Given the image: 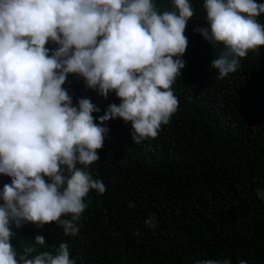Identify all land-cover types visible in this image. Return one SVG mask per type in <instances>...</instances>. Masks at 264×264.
<instances>
[{"label": "clouds", "instance_id": "obj_1", "mask_svg": "<svg viewBox=\"0 0 264 264\" xmlns=\"http://www.w3.org/2000/svg\"><path fill=\"white\" fill-rule=\"evenodd\" d=\"M203 9L205 26L193 32L217 51L210 67L223 79L249 51L264 47V23L257 19L264 3L204 0ZM194 14L190 0H171L163 11L154 0H0V175L10 178L0 189V264H76L67 243L41 251L42 234L18 251L11 226L56 223L65 235L78 234L84 198L106 191L87 170L99 160L105 122L130 123L131 139L140 144L155 139L176 113L172 85L185 67L184 32ZM69 74L105 99L114 92L120 103L94 117L99 107L89 98L73 105L62 87ZM256 194L264 200V190ZM143 224L155 228V217Z\"/></svg>", "mask_w": 264, "mask_h": 264}, {"label": "trees", "instance_id": "obj_2", "mask_svg": "<svg viewBox=\"0 0 264 264\" xmlns=\"http://www.w3.org/2000/svg\"><path fill=\"white\" fill-rule=\"evenodd\" d=\"M203 2L190 0L195 14L184 32L185 67L172 85L179 104L170 122L155 139L140 144L131 139L130 123L105 122L109 131L97 150L99 160L87 170L106 191L91 190L84 198L78 234L65 235L56 223L12 225L11 243L18 251L42 234L41 251L67 243L76 264L224 258L231 264H264V200L256 194L264 190V47L241 58L235 73L217 79L218 70L210 67L217 51L193 32L205 26ZM154 3L161 11L171 8V0ZM257 19L264 23V13ZM62 87L73 105L89 98L99 107L94 117L120 103L114 92L105 99L87 89L75 74ZM5 183L10 178L0 175V189ZM149 216L155 217V228L144 226ZM137 229L140 235L134 236Z\"/></svg>", "mask_w": 264, "mask_h": 264}]
</instances>
